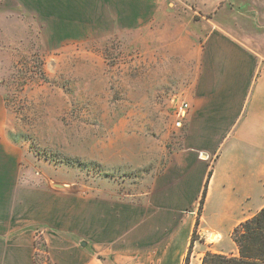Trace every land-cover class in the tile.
Instances as JSON below:
<instances>
[{
    "label": "rangeland",
    "instance_id": "374dc122",
    "mask_svg": "<svg viewBox=\"0 0 264 264\" xmlns=\"http://www.w3.org/2000/svg\"><path fill=\"white\" fill-rule=\"evenodd\" d=\"M62 13L56 1L3 2L0 264H53L47 235L63 225L74 249L77 221L150 196V177L175 148L163 67L129 46L138 35L93 33L91 19ZM205 197L195 209L204 231L193 232L189 256L204 245L232 252V230L212 240L206 220L218 228L240 195L227 204V195L214 194L206 211Z\"/></svg>",
    "mask_w": 264,
    "mask_h": 264
},
{
    "label": "crops",
    "instance_id": "0c3cea01",
    "mask_svg": "<svg viewBox=\"0 0 264 264\" xmlns=\"http://www.w3.org/2000/svg\"><path fill=\"white\" fill-rule=\"evenodd\" d=\"M46 1L59 3L63 18L91 19L93 33L138 35L129 46L163 67L170 123L174 107L188 104L181 127L174 124L175 148L145 188L150 196L78 220L74 249L61 225L45 237L53 264H184L204 189L205 211L214 194L227 204L240 195L218 228L205 218L212 235H228L264 204V0ZM201 248L188 264L206 251L231 252Z\"/></svg>",
    "mask_w": 264,
    "mask_h": 264
},
{
    "label": "trees",
    "instance_id": "16d2710c",
    "mask_svg": "<svg viewBox=\"0 0 264 264\" xmlns=\"http://www.w3.org/2000/svg\"><path fill=\"white\" fill-rule=\"evenodd\" d=\"M206 189L202 192L203 202ZM198 219L195 222V228ZM235 251L218 253L206 251L200 264H264V204L251 216L239 222L231 231ZM192 243L189 247V252ZM189 253L184 264H188Z\"/></svg>",
    "mask_w": 264,
    "mask_h": 264
},
{
    "label": "built area",
    "instance_id": "2783aa9c",
    "mask_svg": "<svg viewBox=\"0 0 264 264\" xmlns=\"http://www.w3.org/2000/svg\"><path fill=\"white\" fill-rule=\"evenodd\" d=\"M187 109H188V104L184 101L179 102L174 107V116H175L174 124L176 127H181L182 120L184 119V117L186 115Z\"/></svg>",
    "mask_w": 264,
    "mask_h": 264
},
{
    "label": "bare ground",
    "instance_id": "6f19581e",
    "mask_svg": "<svg viewBox=\"0 0 264 264\" xmlns=\"http://www.w3.org/2000/svg\"><path fill=\"white\" fill-rule=\"evenodd\" d=\"M211 239L212 240L217 239V236L216 235H212V238Z\"/></svg>",
    "mask_w": 264,
    "mask_h": 264
}]
</instances>
